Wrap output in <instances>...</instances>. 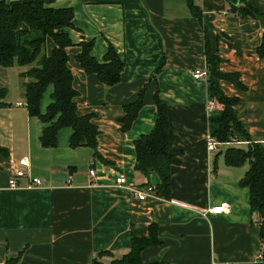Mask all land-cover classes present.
Returning <instances> with one entry per match:
<instances>
[{"label": "crops", "instance_id": "1", "mask_svg": "<svg viewBox=\"0 0 264 264\" xmlns=\"http://www.w3.org/2000/svg\"><path fill=\"white\" fill-rule=\"evenodd\" d=\"M49 6L72 11L67 67L76 113L94 115L100 157L88 146L70 148L68 128L58 130L55 147L41 146L43 123L27 112V78L19 75L28 66H0V264H90L93 257L105 263L126 253L133 237L147 238L150 228L158 243L140 251L142 264L264 263V224L261 230L248 189L239 184L247 164L225 165L222 151L232 144L206 151L205 138L218 127L214 119L222 110L217 103L207 109L208 84L192 76L204 68L207 40L221 59L220 71L235 74L242 85L221 80L222 94L237 99L232 110L239 123L251 141L264 144V53L256 52L264 0H238L236 6L227 0H53ZM191 8L200 11L199 19ZM82 41L91 42L98 61L113 47L124 62L118 83L106 87L82 71L74 59ZM45 45L48 54L51 40ZM50 91L42 95L41 112ZM140 93L142 106L122 131L123 107ZM156 93L172 127L168 141L181 156L169 168L168 197L140 200L114 180L121 175L139 189L159 183L155 173L133 169V141L154 128ZM22 159L40 184L25 188L28 178L22 177L21 187L9 189L10 172ZM220 202L226 211H205Z\"/></svg>", "mask_w": 264, "mask_h": 264}, {"label": "trees", "instance_id": "2", "mask_svg": "<svg viewBox=\"0 0 264 264\" xmlns=\"http://www.w3.org/2000/svg\"><path fill=\"white\" fill-rule=\"evenodd\" d=\"M53 0H15L6 3L0 0V66L11 67L16 64L26 67L21 71V78H27L23 83L24 103L27 112L37 117L42 126L39 137L41 146L55 147L58 130L68 128L71 134L67 144L72 147H90L93 156L99 158L96 137L99 130L92 122L94 115L76 113L77 96L72 87V73L67 67L66 50L71 46L68 29L74 28L72 11L70 8H54L49 4ZM234 10L236 7H231ZM196 9V8H195ZM191 8L193 15L200 18V11ZM246 11L251 9L246 6ZM255 11L253 10V13ZM49 39L53 47L45 53V42ZM80 51L74 59L82 71L94 74L97 80L106 87L118 83L124 62L109 46L98 61L90 54L91 42L78 43ZM256 52L261 56L264 53V33ZM206 68L205 82L208 84L209 97L221 107L222 113L214 121L218 127L211 134L221 144H232L222 151L226 166H242L247 169L239 184L247 187L249 195V208L259 215L258 224L262 230L264 221V144L253 142L248 137L242 124L232 110L237 99L224 96L220 89V81H230L241 88L236 75L224 74L218 68L221 59L217 53L209 50L205 40L204 52ZM47 87L51 88L49 101L44 111L40 110V100ZM5 90L0 88V106ZM154 108L157 113L153 129L133 141L134 163L133 169L141 175L155 173L159 183L153 188L157 197L167 198L169 192L170 166L178 164L181 152L171 147L168 133L171 125L168 121L165 103L154 95ZM142 106L141 93L137 94L135 101L123 107V116L118 119L122 131H127L130 123L137 116ZM245 143L244 147L240 144ZM3 149L0 147V153ZM150 233L147 238H132L129 250L119 256L103 263L97 257L90 260V264H142L139 253L148 245L158 243ZM102 253H98L101 255ZM261 264V263H259ZM262 264H264L262 262Z\"/></svg>", "mask_w": 264, "mask_h": 264}, {"label": "built area", "instance_id": "3", "mask_svg": "<svg viewBox=\"0 0 264 264\" xmlns=\"http://www.w3.org/2000/svg\"><path fill=\"white\" fill-rule=\"evenodd\" d=\"M206 68L198 69L195 70L192 74L193 78L195 79H202L205 81L206 79ZM216 104L214 98L212 99L211 97L207 101V109L210 110L214 107ZM206 151L210 153H214L218 149L219 142L212 137V135H207L206 138ZM28 166V160L22 159L19 160L18 166L10 172V176L7 180V188L9 189H16L17 187H21L18 183V178L22 177H27L28 182L24 185L25 188H30V187H36L39 186L40 180L37 177H31L27 174V172L24 170L25 167ZM88 173L90 176H94L95 172L93 169H89ZM114 185L121 186V187H126L129 189V191L132 193L134 197L137 199L143 200L147 196H152L154 189L151 186H145L143 189H139L133 186H128L125 184V179L123 176L119 175L115 178L114 180ZM227 209V204L225 202H220L217 205L210 206L205 209V211H208L213 214L221 213L226 211ZM206 214V213H204ZM262 257V253L260 252L257 256L256 259H260Z\"/></svg>", "mask_w": 264, "mask_h": 264}, {"label": "water", "instance_id": "4", "mask_svg": "<svg viewBox=\"0 0 264 264\" xmlns=\"http://www.w3.org/2000/svg\"><path fill=\"white\" fill-rule=\"evenodd\" d=\"M227 2L233 6H236L238 4V0H227Z\"/></svg>", "mask_w": 264, "mask_h": 264}]
</instances>
